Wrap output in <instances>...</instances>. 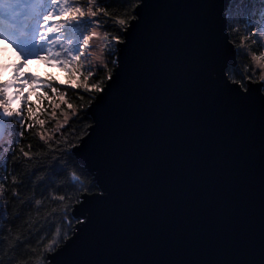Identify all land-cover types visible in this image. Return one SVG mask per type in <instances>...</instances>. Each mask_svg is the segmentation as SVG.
<instances>
[{"label": "water", "instance_id": "obj_1", "mask_svg": "<svg viewBox=\"0 0 264 264\" xmlns=\"http://www.w3.org/2000/svg\"><path fill=\"white\" fill-rule=\"evenodd\" d=\"M145 3L121 80L87 108V145L76 157L111 196L73 205L77 221L55 264H238L245 248L259 249L264 230L260 81H245L247 98L223 84L221 68L236 56L228 0ZM133 90L129 117L124 101ZM116 141L119 154L109 147ZM129 200L139 207L119 228L123 242L97 252Z\"/></svg>", "mask_w": 264, "mask_h": 264}, {"label": "snow or ice", "instance_id": "obj_2", "mask_svg": "<svg viewBox=\"0 0 264 264\" xmlns=\"http://www.w3.org/2000/svg\"><path fill=\"white\" fill-rule=\"evenodd\" d=\"M110 2L121 5L131 4L132 11L130 13L125 11L122 16L110 13L107 7ZM228 3L230 7L226 9V29L234 32L235 28H233L231 21L233 19H241L244 22L245 31L252 28V32L249 33L250 36L252 33H259L261 39H264V0H228ZM102 4L106 6L102 7ZM141 4L147 7L145 0H136L135 3H132V0H0V40L10 42L20 57L19 61L14 65L13 79H21L16 74L15 69H19L27 59L33 57L39 60L55 61L60 66L76 64L78 71L80 69L87 71V76L84 77L82 83L73 84V87H82L90 95L97 94V103L103 101L105 96L112 90L113 85H116L121 80L123 58L128 53L130 46L134 45L136 31L144 22V10L140 7ZM232 6L243 10V16L232 17ZM98 17L109 19L115 17L113 22L118 26V32L114 38L108 32L103 35L97 32V28H104L108 22L105 20L101 23L97 19ZM253 24H255V27H252ZM94 25L95 27H93ZM94 41L103 42L99 54L92 51ZM252 42L258 43L255 36H253ZM260 47L264 49V44H260ZM240 51L239 48L235 49L236 54H239ZM44 52L47 55H41ZM88 53H91V55ZM105 54L108 58H105ZM81 57L87 61H94L99 67L96 70L85 68L81 62ZM251 59L259 69L264 70V51H261L259 56L253 53ZM6 62L7 58L4 61H0V67H3ZM110 64L111 67H109ZM97 71H103L106 75L97 79L89 87V78L95 77ZM237 72H239V68L234 63H225L221 68L223 84L225 87L238 86L239 94L247 98L252 95V91L251 84H246L245 80H249L251 83H256V81L244 73H240L241 78L236 79ZM22 78L26 81H36L41 85L45 84V82L38 80L31 73L24 74ZM259 81L258 91L264 92V71L260 72ZM9 83L8 81L0 82V101H3V90L9 86ZM20 86L22 87V85ZM46 87L56 91V87L52 83H47ZM80 98L83 99V96ZM136 102V91L133 90L124 101L126 114L129 117L135 114ZM95 106L92 101H89L90 108ZM74 114L76 113L74 112ZM21 115L22 110L21 112H16L15 116H13L11 111L0 107V157L11 152L14 143H19L18 140L11 138L16 135V130L11 126L10 120L17 119L23 125L24 121L19 119ZM260 117L261 152L262 156H264V96L260 98ZM67 119L68 116L66 114L65 122ZM29 127H33V125L30 124ZM97 127H99V122ZM92 131L94 132L95 129H92ZM19 135L22 136L23 132ZM39 135L40 139L47 143L48 137L43 132ZM88 139H91V135H89ZM86 145L87 141L83 139H80L79 144H70V147L63 150L56 161L57 165L62 168L73 169L71 172V180L74 182L73 187L77 184L80 185L81 194L84 197L83 201H81L80 195L76 197L77 203H80L81 207L90 203L88 200L89 196H91L92 201L101 203L111 196L107 187L97 185L94 180L85 184L81 178L88 174L80 171L81 162L75 158L82 150V146ZM109 147L115 154L121 152L119 141ZM20 152L24 157L31 159L28 151L21 148ZM4 171H7L6 167ZM3 179H6V177L0 176V180ZM97 188L99 189L98 191H93ZM3 189L4 184L0 183V190ZM261 192V215L262 221H264V174H262ZM59 199L63 201L65 197L60 196ZM138 207L139 204L131 200L123 206L117 229L108 234H101L97 241V252H108L120 246L123 242V236L120 234L119 228L127 223L129 216L135 213ZM65 215H67V211H65ZM85 222L86 220L78 221L81 226ZM61 239L68 240V235L66 232L61 234V231L57 229L54 238L46 245L39 264H45V261H47V264H55L56 257L63 251V249H57ZM5 242L6 238L0 239V244ZM243 255L244 259L239 261L238 264H264V230H262L259 249L255 247L245 248ZM0 264H3L2 256H0Z\"/></svg>", "mask_w": 264, "mask_h": 264}, {"label": "trees", "instance_id": "obj_3", "mask_svg": "<svg viewBox=\"0 0 264 264\" xmlns=\"http://www.w3.org/2000/svg\"><path fill=\"white\" fill-rule=\"evenodd\" d=\"M135 2L136 0H132V3ZM107 7L110 13L121 16L125 11L129 13L132 11L131 4L110 2ZM229 7L230 5L227 9ZM243 14V10L238 7H231L232 17H241ZM97 19L101 23L108 21L104 28L99 29L103 34L108 32L114 38L118 32V26L113 22L115 17ZM231 23L235 31L227 30L229 41L235 49L241 50L235 56V65L239 68L236 79H240V73H244L251 76L252 80L258 81L262 69L257 67L251 57L253 53L259 56L260 52L264 51L260 47V44H264V39H261L258 33H252L250 36L252 28L245 31L241 19H233ZM252 27H255V24ZM253 36L258 43L252 42ZM105 58H108L106 54ZM98 67L96 66L94 70ZM82 74L81 71L80 77ZM105 75V72L97 71L95 77L89 78V87ZM43 80L52 83L56 91L47 88L46 83L32 95L28 94L21 100L19 112L22 110V115L19 119H22L24 124L21 125L17 119L10 120L11 126L16 130V135L11 138L18 140L19 143H14L12 151L0 157V176L6 177L0 180V183L4 184V189L0 190V239L6 238V242L0 244L3 264H39L46 245L54 238L57 229L61 234L66 232L69 237L77 221L71 211L77 202V195H81L82 190L78 184L73 187L74 182L71 180L73 169L62 168L56 161L63 150L70 147V144H77L85 135L87 127L91 124L87 108L95 94L90 95L82 87L66 86L54 79ZM80 81L81 79H78L77 83ZM56 93L62 95L65 103L62 115L66 112L68 119L63 123L59 121L61 118L51 117L48 113L52 110L51 100L55 98ZM45 97H48L49 101ZM53 115H56L55 111ZM44 120L47 124L45 127L41 125V121ZM30 124L33 127H29ZM21 132L22 136L19 135ZM41 132L48 137L47 143L40 139ZM21 148L29 152L31 159L23 156ZM5 167L7 171H4ZM80 171L88 174L81 177L85 184L92 181L91 175L81 165ZM60 196H64L65 199L61 201ZM64 240L61 239L59 245Z\"/></svg>", "mask_w": 264, "mask_h": 264}, {"label": "rangeland", "instance_id": "obj_4", "mask_svg": "<svg viewBox=\"0 0 264 264\" xmlns=\"http://www.w3.org/2000/svg\"><path fill=\"white\" fill-rule=\"evenodd\" d=\"M97 32L100 35H103L102 31L99 28H97ZM102 44V41H94L92 51L99 54L102 49ZM88 54L91 55V53ZM41 55H47V53L44 52L41 53ZM5 58H7L6 64L3 67H0V82L8 81L10 83L9 86L3 90V101H0V107H4L7 110L11 111L13 115H15L16 112H19L21 100L26 95H32L34 92L39 90L41 86H44L47 83L45 80H43L44 78L54 79L56 82L66 86H73V84H77L78 79H81L80 83H82L84 77L87 75V71H84V69H80L78 71L76 64H65L64 66H60L55 61L39 60L33 57L27 59L22 67H20L19 69H15L16 74L20 76L21 79L14 80V65L19 61L20 57L18 56L16 49L10 42L0 40V61H4ZM81 62L86 68H90L93 70L96 66H98L94 61H87L83 57H81ZM81 71L83 74L80 77ZM27 73H31L33 76L37 77L38 80L45 82V84L41 85L36 81L24 80L22 77ZM20 85H22V87ZM45 98H47V100L49 101L48 97ZM64 105L65 103L62 95L60 96V94L56 93L55 98L51 100L52 110L48 112L51 117H55L57 119L61 118L59 120L61 121V123H63V121L65 120L66 115V112L64 113V115H62L63 111H65V108H63ZM54 111L57 116L53 115ZM42 122L43 123L41 125L45 127L47 125L45 123V120Z\"/></svg>", "mask_w": 264, "mask_h": 264}]
</instances>
